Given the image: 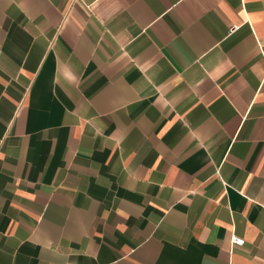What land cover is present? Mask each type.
I'll use <instances>...</instances> for the list:
<instances>
[{
	"label": "crops",
	"instance_id": "crops-1",
	"mask_svg": "<svg viewBox=\"0 0 264 264\" xmlns=\"http://www.w3.org/2000/svg\"><path fill=\"white\" fill-rule=\"evenodd\" d=\"M0 264H264V0H0Z\"/></svg>",
	"mask_w": 264,
	"mask_h": 264
},
{
	"label": "built area",
	"instance_id": "built-area-1",
	"mask_svg": "<svg viewBox=\"0 0 264 264\" xmlns=\"http://www.w3.org/2000/svg\"><path fill=\"white\" fill-rule=\"evenodd\" d=\"M231 243L233 246H241L244 243V240L241 237L233 234L231 237Z\"/></svg>",
	"mask_w": 264,
	"mask_h": 264
}]
</instances>
